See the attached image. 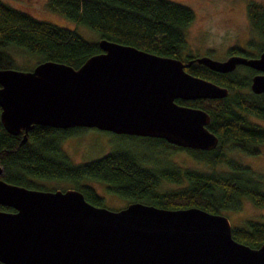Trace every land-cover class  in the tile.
<instances>
[{"label":"water","instance_id":"1","mask_svg":"<svg viewBox=\"0 0 264 264\" xmlns=\"http://www.w3.org/2000/svg\"><path fill=\"white\" fill-rule=\"evenodd\" d=\"M99 52L73 68L41 61L30 70L0 69V124L21 142L33 125L96 128L156 137L210 150L217 137L208 114L176 99L222 98L227 88L189 74L192 62L226 73L255 71L249 89L264 92V51L186 62L98 39ZM1 264H264V243L231 236L223 214L128 202L116 210L86 201L76 189L38 190L0 178Z\"/></svg>","mask_w":264,"mask_h":264},{"label":"trees","instance_id":"2","mask_svg":"<svg viewBox=\"0 0 264 264\" xmlns=\"http://www.w3.org/2000/svg\"><path fill=\"white\" fill-rule=\"evenodd\" d=\"M47 7L94 31L98 39L183 62L197 57L187 50L184 35L194 13L189 7L171 0H47ZM246 11L256 36L264 43V6L249 2ZM248 45H253L252 39ZM10 49L27 54L35 64L52 61L73 68L100 51L96 41L83 39L74 29L33 18L0 0V69L26 70L16 67ZM261 51L264 46L256 53L235 47L226 53L252 57ZM243 68L244 76H237V68L220 73L195 62L184 69L228 90L222 98L175 100L208 114L206 128L217 137L215 147L210 150L180 147L156 137L130 136L150 143L145 149L123 147L74 164L61 148V141L83 127L61 129L33 125L21 142L22 132L12 135L0 124V178L10 184L38 190L48 189L36 184V180H62L96 206H102V198L85 181H98L108 193L129 202L159 208L197 207L222 214L238 211L243 197L263 207L264 175L228 156L232 150L256 155L258 146L264 144V125L248 119L251 116L264 120V92L250 91V76L255 71ZM154 150L183 151L192 159L211 167L221 164L222 168L196 171L168 161L146 166L144 163L148 159L137 153ZM165 183H171L174 188H161ZM0 209L11 210L1 205ZM231 236L250 248H257L264 243V222L247 221L243 226L231 227Z\"/></svg>","mask_w":264,"mask_h":264},{"label":"rangeland","instance_id":"3","mask_svg":"<svg viewBox=\"0 0 264 264\" xmlns=\"http://www.w3.org/2000/svg\"><path fill=\"white\" fill-rule=\"evenodd\" d=\"M8 6L27 13L33 18L46 20L62 27L74 29L83 39L97 41V34L74 22L64 18L59 13L47 7V0H1ZM189 7L194 18L184 31L187 50L194 56H208L214 60H224L227 50L235 47L250 53H256L264 43L256 36L255 29L248 19L246 5L255 2L264 6V0H171ZM252 39L253 45H248ZM16 67L30 70L35 65V60L23 54L18 49H10ZM243 67H238L237 76H244ZM252 122L264 125V120L248 116ZM150 142L139 137H124L119 134L98 130L96 128H81L61 141V148L74 164L85 162L100 157L108 152L123 147L145 149ZM144 147V148H143ZM148 147V146H147ZM259 147L256 155H247L235 150L229 151L228 156L248 165L252 170L264 175V144ZM133 152V151H132ZM148 159L144 164L153 166L156 163L162 165L168 161L178 167L193 169L196 171H211L221 169L222 165L214 167L201 161L192 159L183 151L167 152L154 150L152 153H137ZM36 184L48 189L64 190L71 187L62 180H36ZM89 185L102 198V206L116 210L124 207L129 201L108 193L103 185L95 180L84 182ZM163 189H173L171 183L162 184ZM228 219L230 227L243 226L247 221L264 222V206H256L250 200L241 198L238 211L222 212Z\"/></svg>","mask_w":264,"mask_h":264},{"label":"flooded vegetation","instance_id":"4","mask_svg":"<svg viewBox=\"0 0 264 264\" xmlns=\"http://www.w3.org/2000/svg\"><path fill=\"white\" fill-rule=\"evenodd\" d=\"M227 56H229V55H227ZM227 56H226V57H227ZM241 56H242V55H241ZM255 56H256V55H255ZM255 56H252V57H255ZM238 67H246V66H243V65H237V66L235 67V69L238 68ZM235 69H234V70H235ZM253 74H255V72H254ZM253 74H251V76H252ZM251 76H250V78H251ZM119 135L124 136V135H126V134H119ZM126 136H129V137H130V136H135V135H126ZM119 209H120V208H119Z\"/></svg>","mask_w":264,"mask_h":264}]
</instances>
